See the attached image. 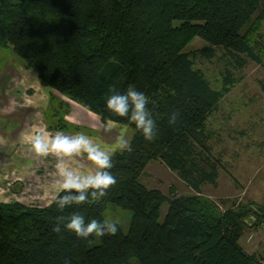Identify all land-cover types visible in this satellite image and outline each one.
Returning a JSON list of instances; mask_svg holds the SVG:
<instances>
[{
	"label": "trees",
	"instance_id": "16d2710c",
	"mask_svg": "<svg viewBox=\"0 0 264 264\" xmlns=\"http://www.w3.org/2000/svg\"><path fill=\"white\" fill-rule=\"evenodd\" d=\"M263 17L264 0H0V48L50 89V116L59 120L47 128L61 129L70 106L58 94L102 122L128 126L133 144V151L114 156L117 183L99 202L63 211L51 203L0 202V264H264L261 253L239 242L250 220V227L264 224L263 206L221 210L200 194L218 178L206 124L240 81L233 69L248 60L264 66V46L252 38ZM195 37L204 45L187 50ZM219 49L232 66L213 86L196 58L210 60ZM112 87H136L149 96L157 121L153 141L106 109ZM155 159L195 194L167 197L146 187L140 175ZM108 203L131 212L125 232L119 226L115 235L82 240L63 228L52 231L72 211L102 219Z\"/></svg>",
	"mask_w": 264,
	"mask_h": 264
},
{
	"label": "rangeland",
	"instance_id": "374dc122",
	"mask_svg": "<svg viewBox=\"0 0 264 264\" xmlns=\"http://www.w3.org/2000/svg\"><path fill=\"white\" fill-rule=\"evenodd\" d=\"M252 38L264 46V17ZM202 45L204 42L199 37H195L186 49L195 51ZM223 51V49H219L216 56L210 60L200 56L196 58V66L202 69L213 86H219L220 72L232 66V62L223 55ZM8 54H11L10 49L0 48V65L5 61ZM233 70L236 75L241 76L240 81L236 82L231 91L219 102L217 109L209 117L206 124L212 133V137L208 141L210 151L218 163L217 183L214 186L203 185L200 194L218 205L221 210L237 207L238 204H249L252 210H258V205H262L264 208V92L260 88L261 82L264 80V66L248 60L242 69ZM57 97L67 101L64 99L65 97L60 95ZM48 101H50V97H48ZM51 105L56 107L57 101L53 100ZM48 109L46 117L52 122L49 124L55 125L59 119L52 118ZM72 109L69 106L68 112H72L71 119H67L68 121L65 119L67 112L61 119V129L59 130L69 135L84 132L92 137L96 136L97 133L94 130L82 126L86 119L88 122L89 116L94 117L92 112L80 104L78 108H74V111ZM120 126H125L128 129V136L131 137L132 130L124 124H120ZM114 130L118 132L119 128ZM107 135V133H103L104 138L99 137L97 140L101 142L102 139L108 138ZM54 158L57 160L56 157ZM49 159L52 160V158ZM73 159L85 167L90 164L83 156ZM4 160V157H0V164H4ZM45 165L46 168L49 166L48 163ZM43 168H45L44 162L41 161L37 171L43 170ZM140 180L146 187L158 189L167 197L195 194L175 172L169 170L160 160H151L141 173ZM34 193L31 194L27 188L23 189L24 198L38 199L41 196L40 192ZM35 204L37 202H31L28 206ZM166 209L167 204L164 203L161 206L159 221L162 220ZM102 216L118 218L120 227L125 232L129 226L131 212L108 203ZM248 216L252 217L251 215ZM250 221L249 227L244 229V233L239 239L240 244L248 252L252 250V246L257 241L262 240L264 243V224L250 227L253 220ZM250 234L253 235L252 239L246 243V238ZM245 244L248 246L246 247ZM257 252L259 251L257 250ZM263 254L261 253L262 259H264Z\"/></svg>",
	"mask_w": 264,
	"mask_h": 264
},
{
	"label": "clouds",
	"instance_id": "9594fccd",
	"mask_svg": "<svg viewBox=\"0 0 264 264\" xmlns=\"http://www.w3.org/2000/svg\"><path fill=\"white\" fill-rule=\"evenodd\" d=\"M150 98L136 87L118 90L112 87L105 98V107L113 115L125 118L145 141L151 142L157 136V121L149 107ZM177 114H172L169 124L174 125ZM105 131L119 128L115 142L105 145L92 136L77 132L69 135L62 131L55 134L41 127L34 130L28 137V146L35 156L44 158L50 154L57 158V179L51 190L55 198L50 202L57 210L80 208L82 205L101 201L108 195V190L117 183L111 169L113 158L120 152L133 151L132 138L128 129L120 127L116 120L107 119ZM85 157L91 166L85 167L74 161L75 157ZM120 226V220L112 216L102 219H87L78 211L61 217L52 231L60 233L62 228L72 232L77 238L87 240L90 237L103 238L115 235Z\"/></svg>",
	"mask_w": 264,
	"mask_h": 264
},
{
	"label": "crops",
	"instance_id": "0c3cea01",
	"mask_svg": "<svg viewBox=\"0 0 264 264\" xmlns=\"http://www.w3.org/2000/svg\"><path fill=\"white\" fill-rule=\"evenodd\" d=\"M50 92L49 88L40 84L37 73L25 68L12 52L0 65V157L5 158L4 164H0V202L16 201L26 206L37 202L36 206H46L55 197L51 190L57 179L55 156H48L52 160L37 157L30 151L27 143L29 135L38 128L43 127L52 134L59 131L47 128L49 118L46 117V112L50 107ZM64 99L69 102L73 111L78 108L79 104L70 102L66 97ZM92 114L94 117L89 116L88 122L86 119L82 126L94 130L97 133L95 139L104 138L103 133H107L108 138L101 140L105 145L114 143L119 131L116 132L115 128L105 131V121H100L96 114ZM71 116L72 112H68L65 119L70 120ZM41 161L45 168L37 171ZM46 163L49 164L47 168ZM24 188L31 194L40 192L41 196L38 199L24 198ZM257 250L264 253L262 240L257 241L250 251Z\"/></svg>",
	"mask_w": 264,
	"mask_h": 264
},
{
	"label": "built area",
	"instance_id": "2783aa9c",
	"mask_svg": "<svg viewBox=\"0 0 264 264\" xmlns=\"http://www.w3.org/2000/svg\"><path fill=\"white\" fill-rule=\"evenodd\" d=\"M252 234H250L248 237H247V240L249 241V240H251L252 239Z\"/></svg>",
	"mask_w": 264,
	"mask_h": 264
},
{
	"label": "water",
	"instance_id": "95a60500",
	"mask_svg": "<svg viewBox=\"0 0 264 264\" xmlns=\"http://www.w3.org/2000/svg\"><path fill=\"white\" fill-rule=\"evenodd\" d=\"M247 219H249V217L246 218V221H248Z\"/></svg>",
	"mask_w": 264,
	"mask_h": 264
}]
</instances>
